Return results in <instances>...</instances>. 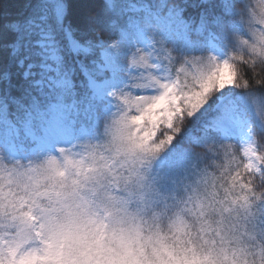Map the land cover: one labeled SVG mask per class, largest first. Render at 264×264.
<instances>
[{
	"label": "snow or ice",
	"instance_id": "obj_1",
	"mask_svg": "<svg viewBox=\"0 0 264 264\" xmlns=\"http://www.w3.org/2000/svg\"><path fill=\"white\" fill-rule=\"evenodd\" d=\"M109 209L264 239V0H0V264H153Z\"/></svg>",
	"mask_w": 264,
	"mask_h": 264
},
{
	"label": "clouds",
	"instance_id": "obj_2",
	"mask_svg": "<svg viewBox=\"0 0 264 264\" xmlns=\"http://www.w3.org/2000/svg\"><path fill=\"white\" fill-rule=\"evenodd\" d=\"M98 238L106 249L131 250L153 264H259L255 252L264 246V239L234 232L216 217L201 220L189 213L180 223L168 218L157 221L151 216L142 223H132L114 209L108 210L106 228L91 236L93 241Z\"/></svg>",
	"mask_w": 264,
	"mask_h": 264
}]
</instances>
